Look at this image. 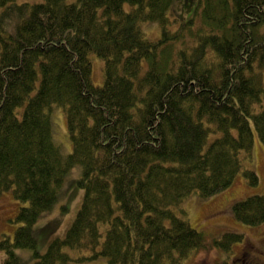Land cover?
<instances>
[{"label":"trees","instance_id":"16d2710c","mask_svg":"<svg viewBox=\"0 0 264 264\" xmlns=\"http://www.w3.org/2000/svg\"><path fill=\"white\" fill-rule=\"evenodd\" d=\"M154 22L151 39L142 25ZM91 54L104 61L101 86ZM53 105L66 115L67 155ZM255 131L264 145V0H0V197L25 204L14 238L0 239L5 264H71L66 248L108 264H184L209 244L178 214L183 202L228 189L241 172L257 185L244 167ZM77 165L83 203L40 253L34 225ZM233 212L262 224L264 194ZM243 237L224 233L214 247Z\"/></svg>","mask_w":264,"mask_h":264},{"label":"rangeland","instance_id":"374dc122","mask_svg":"<svg viewBox=\"0 0 264 264\" xmlns=\"http://www.w3.org/2000/svg\"><path fill=\"white\" fill-rule=\"evenodd\" d=\"M18 3H41L45 0H16ZM66 3H75L77 0H65ZM187 7V0H184ZM180 6L174 15L179 17L183 13ZM189 9V10H188ZM188 12L194 9V4L188 7ZM144 25V26H143ZM142 25L148 38L155 39L161 34L158 23H146ZM176 28V24L171 26ZM92 62V81L101 86L105 81L104 61L95 54L90 55ZM52 120L54 126V139L60 145L65 155L72 153L73 142L69 137L66 115L61 106L53 105ZM216 136L211 135L210 140ZM255 131V144L252 159L244 160V167L254 170L259 176V183L250 185L247 177L241 172L231 187L223 190L209 198H201L196 194L191 195L182 204L185 214L178 212L180 216L189 220L191 225L205 234L209 244L208 251H202L192 257L184 264H234L236 259H242L243 253L250 249L251 255L244 256V264H253L252 258L264 264V222L258 226H248L237 220L233 212L236 201L245 199L251 195L264 194V145L258 140ZM81 166L72 168L66 176L61 192L53 207L45 211L34 225L35 236L38 241V251L44 253L55 238H64L68 229L74 222L83 203L85 191L78 186L81 174ZM10 193L9 195H7ZM0 197V239L5 236L14 238L15 230L21 225L16 219L20 206L25 205L18 202L12 191L4 193ZM238 232L244 235L243 239L233 245L230 250L214 247L215 239H219L224 233ZM72 257L71 264H108L104 257L97 259H79L86 252L66 248ZM27 261L35 259L31 249H18ZM0 264H5V253L0 249Z\"/></svg>","mask_w":264,"mask_h":264},{"label":"flooded vegetation","instance_id":"af4514ba","mask_svg":"<svg viewBox=\"0 0 264 264\" xmlns=\"http://www.w3.org/2000/svg\"><path fill=\"white\" fill-rule=\"evenodd\" d=\"M251 255V252H250V249H248L246 252L243 253V258L244 256H247L249 257ZM243 258L242 259H236L233 263L234 264H244V261H243ZM253 264H261L257 259L255 258H252L251 259Z\"/></svg>","mask_w":264,"mask_h":264}]
</instances>
